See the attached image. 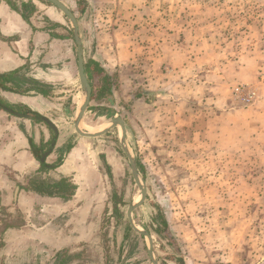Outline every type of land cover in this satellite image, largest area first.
I'll return each instance as SVG.
<instances>
[{"label":"rangeland","instance_id":"374dc122","mask_svg":"<svg viewBox=\"0 0 264 264\" xmlns=\"http://www.w3.org/2000/svg\"><path fill=\"white\" fill-rule=\"evenodd\" d=\"M68 2L80 19L84 65L94 73L87 76L92 97L81 131L103 127L114 117L124 121L130 155L146 189L142 209L131 218L151 235L157 264H264V80L253 78L259 66L254 57L264 59V0H148L159 23L149 38L177 41L197 54L191 70L187 66L175 79L181 87L168 75L165 89L156 90L154 84L150 92L139 82L133 86L119 80L121 74L108 82L102 67L116 50L106 40L111 33L106 29L117 0ZM59 13L72 34L70 22ZM74 68L63 66L58 84L40 85L59 98L70 125L83 102ZM120 135L113 128L95 147L109 161L126 206L140 200L141 193L126 177L129 165L117 143ZM117 226L105 231L112 236L110 248L124 237L123 226L116 231ZM141 245L138 240L137 254L125 264H152ZM110 254V261L120 264L118 251L111 248Z\"/></svg>","mask_w":264,"mask_h":264},{"label":"crops","instance_id":"0c3cea01","mask_svg":"<svg viewBox=\"0 0 264 264\" xmlns=\"http://www.w3.org/2000/svg\"><path fill=\"white\" fill-rule=\"evenodd\" d=\"M44 1L0 0V75L11 80L3 83L8 90L0 88V264H116L109 259L113 257L111 248L118 251L119 263L125 264L137 254L134 245L138 240L142 241V252L144 248L149 255L148 240L132 229L126 216L128 208L139 200L126 206L123 201L115 202L119 191L115 173L95 147V141L112 129L95 138L80 136L75 121L70 125L71 118L65 117L59 98H51L40 88L41 84H58L63 66L73 71L76 65L79 82L73 34L60 11ZM59 1L70 9L71 2ZM148 4V0H117L113 11L116 14H112L106 29L111 33L105 35L110 48L116 50L112 54L108 51L102 67L108 82L121 74L119 80L133 86L139 82L141 90L150 92L154 84L156 90L165 89L166 79L172 75L179 88L175 79H180L187 66L191 70L197 54L192 46L149 38L147 34L157 33L159 23L154 21L151 12L155 10L151 11ZM105 7L110 10L113 6ZM93 22L97 39L100 32L95 19ZM79 29L81 32L80 19ZM258 59L253 78L261 83L264 59L253 60ZM103 127L87 128V133L107 129L101 130ZM127 131L126 128V142ZM120 149L129 165L126 177L129 184H135L128 156L122 146ZM61 180L73 186L72 194L61 197L43 193V187ZM145 201L132 214L141 210ZM122 206L126 208L125 215ZM116 209L121 217L116 216ZM111 224L118 225L116 231L123 226L124 237L119 246L113 241L110 248L112 236L105 231ZM165 264L177 262L166 260ZM178 264L188 263L183 260Z\"/></svg>","mask_w":264,"mask_h":264},{"label":"water","instance_id":"95a60500","mask_svg":"<svg viewBox=\"0 0 264 264\" xmlns=\"http://www.w3.org/2000/svg\"><path fill=\"white\" fill-rule=\"evenodd\" d=\"M48 3H50L51 5H53V7H56L58 10H60L65 17L68 19V21L70 22L71 26H72V34H73V38L77 47V68H78V78H79V82H80V87H81V91H82V96H83V102L81 104V107L79 109L76 121H75V130L76 132L83 137H89V138H95V137H99L105 133H107L108 131H110L113 128H119L121 130V146L122 149L125 151V153L128 156L129 159V163L132 169V175H133V179L135 184L137 185V187L139 188V191L141 193V197L140 200L137 203L132 204L126 213V216L128 218L129 224L131 225L132 229L145 237V239L148 240L149 243V249L148 253L149 256L151 258L152 264H157V262L154 259V255H153V251L152 249V245H153V240L150 234L144 232L143 230H141L140 228H138L132 218H131V214L133 211H135L137 208H139L142 203L145 201L146 199V189H144L142 182H141V178L139 176L138 170H137V165L136 162L134 160V158L131 157L130 155V150L128 148L127 142H126V128H125V124L122 121L121 118L118 117H114L111 121H110V125L109 127H106L107 129L99 132V133H84L80 130V125L82 124V119L84 117V114L87 110V107L91 101V94H92V88H91V84L87 78L86 72H85V68H83L84 66V58H83V43L80 37V29H79V20L78 18L75 17L74 13L71 11V9H69L68 7H66L65 4H63L61 1L59 0H45ZM7 112L9 113H13L10 109H5Z\"/></svg>","mask_w":264,"mask_h":264},{"label":"trees","instance_id":"16d2710c","mask_svg":"<svg viewBox=\"0 0 264 264\" xmlns=\"http://www.w3.org/2000/svg\"><path fill=\"white\" fill-rule=\"evenodd\" d=\"M86 66L87 65H84L83 68H85V72H86L87 76L88 77L94 76V73L91 71V69H89ZM10 82H11V80L7 76L0 75V88H3L4 90H8L9 88L5 87V85H3V83L6 84V83H10ZM108 84H106V85L108 86ZM42 92H45V91L42 90ZM40 188L42 189V186H40ZM44 188L45 187H43V190H42V191H44L43 192L44 194L49 195V196H61V197H65L64 196L65 194H72L71 190H73V186L70 185L68 182H66V180H61L59 182L51 183L47 186L46 189H44ZM115 200H116L115 202H120L119 197ZM115 212H116L117 217H119L121 215L119 213L118 209H116ZM162 225L164 226L166 224L162 221Z\"/></svg>","mask_w":264,"mask_h":264},{"label":"bare ground","instance_id":"6f19581e","mask_svg":"<svg viewBox=\"0 0 264 264\" xmlns=\"http://www.w3.org/2000/svg\"><path fill=\"white\" fill-rule=\"evenodd\" d=\"M108 125L107 126H105V127H109V122L107 123ZM103 129H105L104 127L101 129V130H103ZM101 130H99V131H101ZM96 132H98V131H96ZM96 132H93V133H96Z\"/></svg>","mask_w":264,"mask_h":264}]
</instances>
